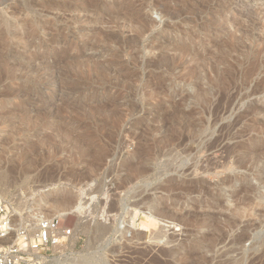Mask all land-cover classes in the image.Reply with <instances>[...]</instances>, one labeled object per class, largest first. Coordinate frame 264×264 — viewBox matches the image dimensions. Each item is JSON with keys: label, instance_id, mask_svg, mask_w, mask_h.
I'll return each instance as SVG.
<instances>
[{"label": "rangeland", "instance_id": "374dc122", "mask_svg": "<svg viewBox=\"0 0 264 264\" xmlns=\"http://www.w3.org/2000/svg\"><path fill=\"white\" fill-rule=\"evenodd\" d=\"M0 189L44 264H264V0H0Z\"/></svg>", "mask_w": 264, "mask_h": 264}, {"label": "built area", "instance_id": "2783aa9c", "mask_svg": "<svg viewBox=\"0 0 264 264\" xmlns=\"http://www.w3.org/2000/svg\"><path fill=\"white\" fill-rule=\"evenodd\" d=\"M71 237L72 230L63 216L41 215L37 221L27 220L0 198V264H44Z\"/></svg>", "mask_w": 264, "mask_h": 264}, {"label": "bare ground", "instance_id": "6f19581e", "mask_svg": "<svg viewBox=\"0 0 264 264\" xmlns=\"http://www.w3.org/2000/svg\"><path fill=\"white\" fill-rule=\"evenodd\" d=\"M4 141L5 140H2V144L4 143ZM1 190V189H0ZM1 193H2V191H0ZM45 192H43V194H42V196L40 195V198L38 199V198H36V199H34V201H33V203H32V205L31 206H35V207H37V208H39V207H42V208H46V207H51L52 206V204H50V203H48L47 201H45L46 200V194H44ZM1 198V197H0ZM2 199V198H1ZM10 204V203H9ZM11 205V204H10ZM30 206V207H31ZM33 208V207H32ZM31 208V209H32ZM19 214L21 213V212H18ZM40 212H37V213H35L33 216H30V217H32V219H34V220H38V218L41 216L40 214H39ZM125 215H126V218H125V223H126V227H127V229L128 230H130L132 227H134V226H136V222H137V219H138V216L140 215V212H138V211H136V210H131L130 211V209L129 210H127V211H125ZM28 218V217H27ZM22 219V218H21ZM22 221V220H21ZM130 232V231H129ZM124 233V232H123ZM75 239H74V235L70 238V246L72 245V243H73V241H74ZM67 246V245H66ZM72 247V246H71ZM61 247H59V249H56V250H58V252H60L61 251V249H60ZM58 252H56L57 254H58Z\"/></svg>", "mask_w": 264, "mask_h": 264}]
</instances>
